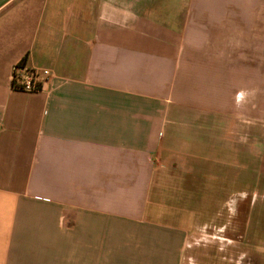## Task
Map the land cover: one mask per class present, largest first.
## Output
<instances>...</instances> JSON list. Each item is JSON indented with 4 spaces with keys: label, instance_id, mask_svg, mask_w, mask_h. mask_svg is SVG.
Instances as JSON below:
<instances>
[{
    "label": "crops",
    "instance_id": "1",
    "mask_svg": "<svg viewBox=\"0 0 264 264\" xmlns=\"http://www.w3.org/2000/svg\"><path fill=\"white\" fill-rule=\"evenodd\" d=\"M249 2L0 0V264L184 263L189 231L158 212L203 164L232 184L254 157L239 99L255 92L244 52L264 45V13ZM22 59L52 70L49 89L12 87Z\"/></svg>",
    "mask_w": 264,
    "mask_h": 264
},
{
    "label": "rangeland",
    "instance_id": "2",
    "mask_svg": "<svg viewBox=\"0 0 264 264\" xmlns=\"http://www.w3.org/2000/svg\"><path fill=\"white\" fill-rule=\"evenodd\" d=\"M139 1L143 12H149L161 4V0ZM167 5L169 8L174 6L176 10L181 3ZM240 6V9L264 13V0L241 3ZM262 46L264 48L263 44H256L254 50L244 52L249 58L255 59L256 83L253 98L239 99L240 104L253 103L247 117L253 116L254 119L241 115L243 118H240V124H250L241 122L246 119L254 124V157L246 158L240 154L239 178L232 184L217 175L209 174L211 171H220V164H203L202 167L208 172L201 173L199 185L186 192L184 201L172 200L171 210L157 214L162 221L175 226L181 225L180 227L189 231L184 251L182 250L185 260L182 264H264V66H260L261 62L264 64ZM190 201H194L187 205L190 209L178 210L183 206L179 204ZM195 202L197 204L192 205ZM157 232L161 233L158 234V243L153 241L151 248L160 251L159 247L166 246L161 241L164 231L162 228H155L152 234ZM146 244L149 243H142L141 249L145 250ZM177 244L175 239L171 247L176 248Z\"/></svg>",
    "mask_w": 264,
    "mask_h": 264
},
{
    "label": "built area",
    "instance_id": "3",
    "mask_svg": "<svg viewBox=\"0 0 264 264\" xmlns=\"http://www.w3.org/2000/svg\"><path fill=\"white\" fill-rule=\"evenodd\" d=\"M53 72L45 67L26 68L14 66L11 76V84L17 90L36 92L49 89L52 84Z\"/></svg>",
    "mask_w": 264,
    "mask_h": 264
},
{
    "label": "trees",
    "instance_id": "4",
    "mask_svg": "<svg viewBox=\"0 0 264 264\" xmlns=\"http://www.w3.org/2000/svg\"><path fill=\"white\" fill-rule=\"evenodd\" d=\"M17 66H25V64H24V59H22V60L17 64Z\"/></svg>",
    "mask_w": 264,
    "mask_h": 264
}]
</instances>
